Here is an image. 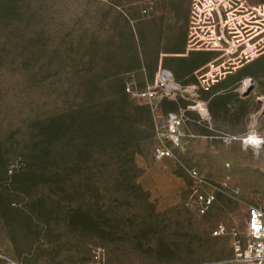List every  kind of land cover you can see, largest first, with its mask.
<instances>
[{
    "label": "rangeland",
    "instance_id": "1",
    "mask_svg": "<svg viewBox=\"0 0 264 264\" xmlns=\"http://www.w3.org/2000/svg\"><path fill=\"white\" fill-rule=\"evenodd\" d=\"M120 3L0 0V264L230 260L246 242L248 208L264 209V142L195 136L174 157L155 156L149 109L126 91L150 78L123 64L182 44H161ZM247 80L227 99L256 109L251 129L264 137V54L220 87ZM195 176L216 195L203 215Z\"/></svg>",
    "mask_w": 264,
    "mask_h": 264
},
{
    "label": "built area",
    "instance_id": "2",
    "mask_svg": "<svg viewBox=\"0 0 264 264\" xmlns=\"http://www.w3.org/2000/svg\"><path fill=\"white\" fill-rule=\"evenodd\" d=\"M187 1L190 4L188 49L211 51L217 55L198 72L195 84H183L176 79L170 68L159 66L153 79L147 80L142 88H137L132 81L126 85L127 93L150 111L157 140L154 154L158 158L174 157L175 150L184 148L187 141L195 137V134L185 130L187 122L195 121L190 117V112L198 114L199 123L207 120V116L198 109L197 100L201 91H211L217 82L226 78L232 66L247 64L264 54V1ZM180 99L187 101V105L167 113L163 111L162 105L166 100L178 102ZM215 137L225 135L216 134ZM263 142L264 137L261 136L257 145L260 146ZM195 177L197 185L193 188L192 195L198 211L205 214L212 208L216 195L207 181ZM246 225V242L242 248L236 246V256L233 259L208 260L195 264H264V209L259 206L249 207ZM225 231V226L221 224L214 230V234L220 235ZM7 264L18 263L7 259Z\"/></svg>",
    "mask_w": 264,
    "mask_h": 264
},
{
    "label": "crops",
    "instance_id": "3",
    "mask_svg": "<svg viewBox=\"0 0 264 264\" xmlns=\"http://www.w3.org/2000/svg\"><path fill=\"white\" fill-rule=\"evenodd\" d=\"M123 2L124 3H120L119 5L121 11H124L123 8H125L131 13H136V16L129 17L130 23H136L138 27L144 24V27L149 32L148 35L153 34V36H159L161 38V44L168 46H178L182 44L180 48L175 47L176 49H161L159 55H155L153 60L143 61L137 55L135 57L132 56L128 62L123 64V66H125L123 74L136 71V76L139 77V79L144 80L145 78H150L151 80L158 67L165 66L173 71L178 81L189 85L195 84L197 82L198 72L212 60L217 53L188 49L187 30L190 8L189 2L187 0H156L151 1V7H141L140 0L132 2L123 0ZM181 37L182 41L179 39ZM244 65L236 64L232 66L231 72L226 77L234 76ZM222 80L217 82L211 91L200 92L197 102L205 108L207 120L199 123L197 122L199 117L198 114L194 111L190 112L192 119L195 121L189 123L204 131L187 130L190 134H195L197 137H215L216 134H223L230 139H239L249 132H253L251 124L253 116H256L254 113L256 109L254 111L249 108L243 109L242 106L239 107L238 104H232L231 101L227 99L229 93H243L246 86L245 83H243L245 81H241V85L222 88L220 87V82ZM179 103L180 102L166 100L162 109L164 111L176 110L179 108V105H181ZM168 105L171 106V109L167 108ZM185 105L187 104L181 106ZM243 110L245 112H242ZM255 121H257V119Z\"/></svg>",
    "mask_w": 264,
    "mask_h": 264
},
{
    "label": "bare ground",
    "instance_id": "4",
    "mask_svg": "<svg viewBox=\"0 0 264 264\" xmlns=\"http://www.w3.org/2000/svg\"><path fill=\"white\" fill-rule=\"evenodd\" d=\"M245 82H246V84L249 83L248 80L245 81ZM198 109L203 115L207 116L206 110H205V108L202 105H199ZM256 123H257V121H254L253 122V126H255ZM260 137L261 136L259 134H257L255 131H253L248 136H246L245 139L248 140L250 142V144L257 145V144H254L253 141L254 140H259L260 141Z\"/></svg>",
    "mask_w": 264,
    "mask_h": 264
},
{
    "label": "trees",
    "instance_id": "5",
    "mask_svg": "<svg viewBox=\"0 0 264 264\" xmlns=\"http://www.w3.org/2000/svg\"><path fill=\"white\" fill-rule=\"evenodd\" d=\"M120 82V81H119ZM123 88V87H122ZM120 89H121V87H120ZM117 94L118 95H121L122 94V91H119V89H118V91H117ZM150 112V111H149ZM151 115V114H150ZM154 128V127H153ZM2 171H3V173H5V174H7V167L5 166V164L3 165V167H2Z\"/></svg>",
    "mask_w": 264,
    "mask_h": 264
},
{
    "label": "clouds",
    "instance_id": "6",
    "mask_svg": "<svg viewBox=\"0 0 264 264\" xmlns=\"http://www.w3.org/2000/svg\"><path fill=\"white\" fill-rule=\"evenodd\" d=\"M260 141L259 140H254L253 143L254 144H258Z\"/></svg>",
    "mask_w": 264,
    "mask_h": 264
}]
</instances>
